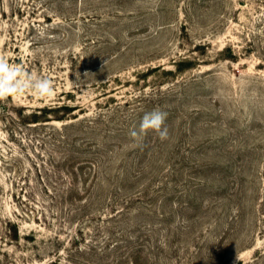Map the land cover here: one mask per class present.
Returning a JSON list of instances; mask_svg holds the SVG:
<instances>
[{
  "label": "rangeland",
  "instance_id": "rangeland-1",
  "mask_svg": "<svg viewBox=\"0 0 264 264\" xmlns=\"http://www.w3.org/2000/svg\"><path fill=\"white\" fill-rule=\"evenodd\" d=\"M0 57L55 86L0 101V264H264V0H0Z\"/></svg>",
  "mask_w": 264,
  "mask_h": 264
},
{
  "label": "clouds",
  "instance_id": "clouds-1",
  "mask_svg": "<svg viewBox=\"0 0 264 264\" xmlns=\"http://www.w3.org/2000/svg\"><path fill=\"white\" fill-rule=\"evenodd\" d=\"M25 92H32L41 98H52L55 95V86L51 79L37 78L20 65L13 66L5 58L0 57V101ZM167 115V112L159 108L146 112L140 121L139 130H132L130 136L140 139L151 130L161 141L167 140L169 138Z\"/></svg>",
  "mask_w": 264,
  "mask_h": 264
},
{
  "label": "trees",
  "instance_id": "trees-1",
  "mask_svg": "<svg viewBox=\"0 0 264 264\" xmlns=\"http://www.w3.org/2000/svg\"><path fill=\"white\" fill-rule=\"evenodd\" d=\"M62 110H69L70 111V107H65L63 105H58V106H44L41 108H37L36 110H34L32 113L27 115V118H29V122H46V121H53V120H64L67 119L65 116H61L58 113H60ZM73 110V107L72 109ZM31 118V119H30ZM60 133V131H58ZM64 137V136H62ZM72 175H75V173ZM49 188V187H47ZM48 191L51 192V189L49 188ZM73 187L68 186L67 188V193H63L65 194L67 197L69 195L73 196L72 193Z\"/></svg>",
  "mask_w": 264,
  "mask_h": 264
}]
</instances>
